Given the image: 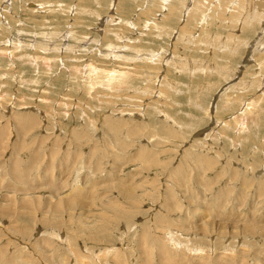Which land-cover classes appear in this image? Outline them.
<instances>
[{"label":"rangeland","instance_id":"rangeland-1","mask_svg":"<svg viewBox=\"0 0 264 264\" xmlns=\"http://www.w3.org/2000/svg\"><path fill=\"white\" fill-rule=\"evenodd\" d=\"M177 1L0 0V264H264V0Z\"/></svg>","mask_w":264,"mask_h":264},{"label":"bare ground","instance_id":"bare-ground-1","mask_svg":"<svg viewBox=\"0 0 264 264\" xmlns=\"http://www.w3.org/2000/svg\"><path fill=\"white\" fill-rule=\"evenodd\" d=\"M186 1L187 0H178L177 1V3L174 5V6H171L170 7V11H169V17H168V20H173L175 17H177V15H178V11H179V9H180V7H184V5H186ZM197 3H198V1H196V2H194V5L191 7L192 9H190V12H189V14L191 15V17L189 18V21L191 22V20H194L196 17H197V11H199V6H200V3L197 5ZM239 6H241V5H239ZM163 7H165V6H163ZM181 8V10L183 11V9ZM238 9V8H237ZM83 9L81 8V11H82ZM165 11V10H164ZM234 12V11H233ZM232 14H234V13H232ZM211 16V15H210ZM245 18V17H244ZM196 20V19H195ZM249 20V19H248ZM249 22V21H248ZM241 23V22H240ZM245 23V22H244ZM185 26V25H184ZM163 29V28H162ZM185 30V27H183L182 28V31H184ZM162 31V30H161ZM184 34H186L185 32H183L182 34H181V36L182 35H184ZM185 36V35H184ZM184 36H182V38L184 37ZM122 38V37H121ZM133 49V48H132ZM115 56H119V55H115ZM158 58V61L161 59V58H159V57H157ZM114 60V59H113ZM217 67H219V66H217ZM116 72V71H115ZM114 71L113 72H111V74H114L115 73ZM118 73V72H117ZM119 73L120 74H122L120 71H119ZM110 74V72H109V75L110 76H113V75H111ZM116 74V73H115ZM124 74V73H123ZM122 74V75H123ZM126 74V73H125ZM114 76H116V75H114ZM118 76V75H117ZM125 76V75H124ZM129 77V76H128ZM110 78V77H109ZM122 78V77H121ZM112 79H113V77H112ZM111 79V80H112ZM122 79H124V78H122ZM128 79V78H127ZM117 81H118V78H117ZM125 81V80H124ZM124 81L122 82L123 83V85H124ZM111 82V81H110ZM126 83H127V81H125ZM126 83H125V85H126ZM121 84V82L119 81V85ZM114 87V86H113ZM117 87H118V85H117ZM247 88V87H246ZM115 89H117V88H115ZM230 99V98H229ZM229 101V100H228ZM231 101V100H230ZM249 106L250 105H254V107H253V109H256L255 107H256V105H255V103H251V104H248ZM248 106V108H250ZM257 107H259L258 105H257ZM226 108V107H225ZM258 110H260L259 108H258ZM248 112V111H247ZM246 117V114L245 115H242L241 117ZM255 119V118H254ZM255 121H257V120H255ZM257 124V123H256ZM20 177V176H19ZM162 264H169V262L170 261H173L172 259H170V257H171V255L170 256H168L167 255V253H169L168 251H169V249L167 248V247H164V246H162ZM171 251V250H170ZM171 254V253H170ZM151 257H149V261H151Z\"/></svg>","mask_w":264,"mask_h":264}]
</instances>
